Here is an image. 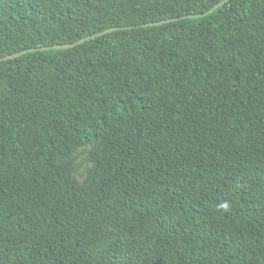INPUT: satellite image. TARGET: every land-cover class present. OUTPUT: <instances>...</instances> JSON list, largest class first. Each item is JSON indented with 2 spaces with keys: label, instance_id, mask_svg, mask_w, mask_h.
Segmentation results:
<instances>
[{
  "label": "trees",
  "instance_id": "16d2710c",
  "mask_svg": "<svg viewBox=\"0 0 264 264\" xmlns=\"http://www.w3.org/2000/svg\"><path fill=\"white\" fill-rule=\"evenodd\" d=\"M221 1L0 0V58L34 48L0 59V264H264V0L189 16Z\"/></svg>",
  "mask_w": 264,
  "mask_h": 264
},
{
  "label": "rangeland",
  "instance_id": "374dc122",
  "mask_svg": "<svg viewBox=\"0 0 264 264\" xmlns=\"http://www.w3.org/2000/svg\"><path fill=\"white\" fill-rule=\"evenodd\" d=\"M94 146L95 143H89L86 146L79 147L76 151L74 174L81 183L87 179L90 171L94 168L92 158V149Z\"/></svg>",
  "mask_w": 264,
  "mask_h": 264
},
{
  "label": "water",
  "instance_id": "95a60500",
  "mask_svg": "<svg viewBox=\"0 0 264 264\" xmlns=\"http://www.w3.org/2000/svg\"><path fill=\"white\" fill-rule=\"evenodd\" d=\"M226 1H228V0H222L221 2H219L218 4H216L214 7H212L210 10H208V11H206L204 13L191 14L189 16L190 17H194V16H201V15H205V14L212 13L218 7H220L221 5H223ZM175 19L176 18L162 19V20H159V21H154V22L146 23L145 25H159V24L167 23V22L172 21V20H175ZM118 28L119 27H112V28H109V29L105 30L104 32L95 33V34H92V35H88L86 37H83V38H81V39H79V40H77L76 42H73V43H65V44H57V45H53V46H46V47H42V49H46V48H69V47H73V46H75L77 44H80V43L84 42L85 40H87V39H89V38H91L93 36H96L97 34H102V33H105V32L113 31V30H116ZM29 50H34V48H30L28 50H23V51H20V52H17V53L9 54V55H6V56H4L3 58H0V59L13 58V57L22 55V54L26 53Z\"/></svg>",
  "mask_w": 264,
  "mask_h": 264
}]
</instances>
